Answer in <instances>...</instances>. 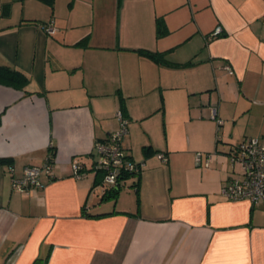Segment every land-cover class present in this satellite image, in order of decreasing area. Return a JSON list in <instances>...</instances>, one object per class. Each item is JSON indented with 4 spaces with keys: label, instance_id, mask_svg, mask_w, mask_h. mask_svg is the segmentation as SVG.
<instances>
[{
    "label": "crops",
    "instance_id": "crops-1",
    "mask_svg": "<svg viewBox=\"0 0 264 264\" xmlns=\"http://www.w3.org/2000/svg\"><path fill=\"white\" fill-rule=\"evenodd\" d=\"M40 3L52 9L44 21ZM66 6L59 17L55 0H0V158L10 159L0 165V264H264V200L220 193L228 179L241 177L229 158L236 143L264 141V0ZM47 20L55 31L45 38L42 65L37 42L34 59L25 61L23 29L39 30ZM218 25L221 34L210 37ZM138 48L162 54L167 64ZM158 91L162 103L169 97L183 116L208 123L197 149L202 163L204 152L211 155L209 166H194L191 148L168 135L163 149L150 139L144 144L166 161L135 157L126 139V155L141 164L138 194L128 184L132 197L120 201L121 187L136 176L123 179L114 198L96 194L94 145L116 126L118 97L133 102L154 94V104ZM210 108L233 121L219 138L215 121L199 114ZM122 111L130 121L147 113L134 104ZM238 117L245 120L242 137ZM48 156L52 168L40 173L42 186L12 188L26 165L41 166ZM74 162L83 167L81 177L72 172Z\"/></svg>",
    "mask_w": 264,
    "mask_h": 264
},
{
    "label": "rangeland",
    "instance_id": "rangeland-1",
    "mask_svg": "<svg viewBox=\"0 0 264 264\" xmlns=\"http://www.w3.org/2000/svg\"><path fill=\"white\" fill-rule=\"evenodd\" d=\"M68 2H70V0H55L56 10L54 14H57L59 17H64V14L66 13L65 9L67 8L66 5L68 4ZM38 8L40 9L42 13L41 15L38 16L39 19L44 21L43 19L44 16L50 17L51 11H52L51 7L48 6L46 8L45 4L40 3L38 4ZM60 11H61V15L58 14L60 13ZM49 21L52 22V20H49ZM45 25L46 24L40 23L39 30H36L31 27L23 29L24 36H23V43H21L20 45V48H21L20 54L21 56L23 55L25 57V61H28L29 58L31 61L32 59H34V55H35L34 48L37 42L38 48H37L36 61L39 62V65L40 63L42 65V55L44 54L45 38L50 37L44 31ZM79 28L80 26L75 27L74 29H79ZM160 93L161 91L157 92L158 103L155 102L157 98L155 97L154 104H152V95L154 94L134 97L133 102H128L129 100L128 98L119 96L118 101H117L118 108L116 109L113 115V119L116 120L115 121L116 126L114 127V129H112V131H110V133L115 132L119 129V119H118L119 113L123 116L124 119H127L124 112L122 111V109H124V106L126 108L128 105L130 106L134 104L137 110L144 111L147 113L145 115V118L141 120L134 119L133 121H130V119L128 118L129 119L128 121L127 119L128 124H127L126 136L128 135V137L127 138L126 136L124 137L122 141V146H124L123 144L126 143L127 140H129L130 148H131L130 152H133L135 157H137L139 154L141 156H145V155H148V153H150L146 148H144L145 146L144 144L147 139H150L152 141L154 148L163 149L165 145H160V143L161 142L165 143V140L167 138L166 136L168 135L169 138L172 140L171 142L172 144L173 142H176V143L179 142L191 148L194 154V166H195L197 165L196 160H195L196 153L202 151L201 149H197L200 147L199 141H201L204 138L208 123L203 122V121L198 122L194 119H191L188 114L186 115V117L183 116L182 113L176 107V105L173 103L172 99H170L169 97H167L166 103L165 102L162 103L161 102L162 99L160 100L161 98ZM150 99H151V102H150ZM165 105H166V109L164 113H162V110L160 109V107L165 106ZM199 108L202 109V107H199ZM199 114L203 115L205 118L207 117L212 118V120L215 121V125H216L215 133H216L217 138H219V134L221 135V133L227 131L228 128L230 130L231 124L233 123L232 119H230V123L228 124V120L225 118L226 116L228 117L227 112L225 113L226 116H223V115L213 116L212 108H210V110L207 113L203 111L201 113L199 112ZM244 123H245V120L242 117H238L235 123L236 127L239 125L237 129L239 131L240 137H242L243 135V133H241L240 131V128L244 126ZM219 129H221V131L218 134ZM160 153H163V152L156 153L155 151V152H151L150 154L151 156L154 155L155 157L158 158V154ZM204 155H206L205 152H204ZM174 159L178 161H184V159H181L178 156V154L175 156ZM159 161H163V160L160 159ZM236 167L242 173L241 166L239 164H236ZM129 182H130V179H127L126 186L121 187L120 194H119L120 195L119 197H121L120 198L121 202H123L126 198L130 196L132 197L133 189L132 187L128 186V184H130ZM94 191L96 192V194L100 195V190L98 188H95ZM109 201L113 203L112 199L104 200V202L106 203ZM106 205L108 206L110 204H106Z\"/></svg>",
    "mask_w": 264,
    "mask_h": 264
},
{
    "label": "built area",
    "instance_id": "built-area-1",
    "mask_svg": "<svg viewBox=\"0 0 264 264\" xmlns=\"http://www.w3.org/2000/svg\"><path fill=\"white\" fill-rule=\"evenodd\" d=\"M47 34H53L55 27L50 21L44 26ZM222 27L216 26L210 37L221 34ZM227 72L232 73V67L225 65ZM215 114L213 113V116ZM119 129L109 133L103 141H98L94 145L96 155L93 170L100 173L99 183L95 188L100 190V194L108 189L117 187L123 176L139 168V164L133 162L125 153L122 141L127 133V119L119 113ZM210 154L205 155V162L202 163V153H196L197 165L209 166ZM158 158L166 161L165 154H158ZM231 163L239 164L242 168L241 177L228 179L220 189V193L230 200H249L255 203L264 200V141L257 137L244 138L240 140L229 154ZM51 158L48 156L41 166L26 165L22 170V175L11 179V186L17 191H29L33 187L42 186L40 173L43 171L51 173ZM82 165L74 162L72 172L75 177H81L84 172Z\"/></svg>",
    "mask_w": 264,
    "mask_h": 264
},
{
    "label": "trees",
    "instance_id": "trees-1",
    "mask_svg": "<svg viewBox=\"0 0 264 264\" xmlns=\"http://www.w3.org/2000/svg\"><path fill=\"white\" fill-rule=\"evenodd\" d=\"M160 24L161 23H160V20H159L158 21V35H160V28H159ZM136 52L138 54H140V55H143V56H146V57L150 58L151 60H153L156 63H159V64H167L166 59L162 56V54H160L158 52L150 51V50L143 49V48L136 49ZM5 69L7 70V72L9 71L14 76L20 78V80H22V81L24 80V78L22 77V75H20V73L15 72V71H12V70H10L8 68H5ZM232 150H233V148H232ZM49 157L52 158L51 156H49ZM9 160L10 159L0 158V165L2 163H4V162H7V161L9 162ZM137 164H139V168L137 170L133 171V173H127L128 175L122 177V179L120 180V183L117 185V187H115L113 189H108L107 191H105L104 193H102L101 196L104 197V198H112V197L114 198L118 194V192H119V189H120L122 180L125 179V178H128V177L133 178V176H136V178H135V180L133 182H131L129 184V186H132L133 188H135V191L138 194V179H139L138 178V175L140 173L141 164L140 163H137ZM32 166H34V165H32ZM95 173H96V178L94 180L93 189H94L95 185L99 183V179H100V173H98V172H95ZM108 214L109 213L100 214V215H108Z\"/></svg>",
    "mask_w": 264,
    "mask_h": 264
}]
</instances>
